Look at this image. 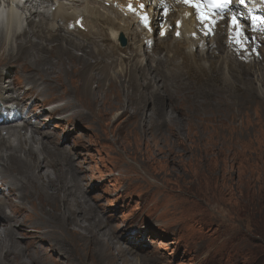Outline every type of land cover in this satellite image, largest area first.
Here are the masks:
<instances>
[{"label":"bare ground","instance_id":"bare-ground-1","mask_svg":"<svg viewBox=\"0 0 264 264\" xmlns=\"http://www.w3.org/2000/svg\"><path fill=\"white\" fill-rule=\"evenodd\" d=\"M6 1V15L0 11V264H89L90 250L97 253L99 264H134L127 256L132 248L118 240L100 205L82 192L85 176L79 175L83 165L75 150L79 140L74 137L70 144L69 137L60 144L61 135L51 130V124L64 117L54 115L70 112L94 131L95 125L103 131L114 110L120 109L117 115L125 116V135L116 139L123 145L137 127L155 128V105L160 103L155 92L160 93L163 85L155 71L164 73L165 63L171 65L169 86L175 102L173 109L162 108L161 113L167 118L168 133L180 136L190 128L175 116L187 120L184 111L190 103L205 112L224 111L232 103L224 99L220 85L205 90L180 79L174 58L191 55L197 48L207 55L230 45L219 32L213 38L200 34L193 13L178 4L163 22L157 3L142 0L155 30L150 51L145 46L148 34L137 19L105 0H28L24 6L19 5L22 0ZM80 17L85 29L71 28ZM178 20L181 26L171 30ZM160 23L167 39L157 31ZM193 32L198 33L196 38ZM121 37L127 39L129 51L120 47ZM158 47L167 49L165 58L155 57ZM231 85L239 87L236 81L227 88ZM204 93L211 100L200 102ZM26 100L35 105L34 114L23 113ZM7 101L23 108L20 112L7 108ZM151 104L148 114L145 110ZM40 107L48 110L42 122L35 112ZM121 132L122 127L116 131ZM123 150L132 159L134 172L152 171L150 156L126 146Z\"/></svg>","mask_w":264,"mask_h":264},{"label":"rangeland","instance_id":"rangeland-1","mask_svg":"<svg viewBox=\"0 0 264 264\" xmlns=\"http://www.w3.org/2000/svg\"><path fill=\"white\" fill-rule=\"evenodd\" d=\"M127 46V39L120 41L122 49ZM195 51L174 58L180 79L205 90L220 85L232 104L224 111L205 112L190 103L184 111L187 120L175 116L188 122V132L172 136L166 130L161 109H173L175 98L169 86L171 65L165 63L164 73L155 71L163 83L160 93L155 92L160 102L155 105V128L137 127L121 145L116 138L125 135V116L115 109L103 131L97 125L94 131L70 112L54 115L64 118H55L51 130L61 135L60 144L69 137L70 144L74 137L79 140L75 150L83 165L79 175L85 176L82 192L100 205L118 240L132 248L127 256L134 264H264V48L262 57L249 62L231 56L230 49L214 48L207 55L200 48ZM157 52V58L168 55L167 49L158 47ZM231 81L239 87L228 89ZM206 100L209 95H200V102ZM31 102L24 114H34ZM145 111L152 113V104ZM35 112L41 120L48 110ZM125 146L150 156L152 171L134 172ZM88 254L89 264L100 263L95 250Z\"/></svg>","mask_w":264,"mask_h":264},{"label":"snow or ice","instance_id":"snow-or-ice-1","mask_svg":"<svg viewBox=\"0 0 264 264\" xmlns=\"http://www.w3.org/2000/svg\"><path fill=\"white\" fill-rule=\"evenodd\" d=\"M186 2H191V0H186ZM209 4H214L217 8L223 9L224 7H227L230 5L231 0H207ZM241 4L245 2V0H239ZM143 7V5H141ZM234 20L236 18H233Z\"/></svg>","mask_w":264,"mask_h":264}]
</instances>
